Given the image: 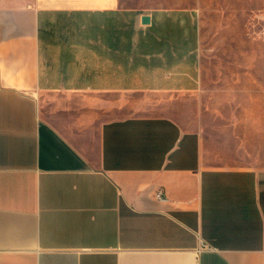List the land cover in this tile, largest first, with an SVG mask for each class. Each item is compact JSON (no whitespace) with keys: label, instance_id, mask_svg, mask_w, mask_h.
<instances>
[{"label":"crops","instance_id":"obj_1","mask_svg":"<svg viewBox=\"0 0 264 264\" xmlns=\"http://www.w3.org/2000/svg\"><path fill=\"white\" fill-rule=\"evenodd\" d=\"M199 36L189 7L0 0V264H264V164L190 124Z\"/></svg>","mask_w":264,"mask_h":264},{"label":"rangeland","instance_id":"obj_2","mask_svg":"<svg viewBox=\"0 0 264 264\" xmlns=\"http://www.w3.org/2000/svg\"><path fill=\"white\" fill-rule=\"evenodd\" d=\"M142 9L198 13L200 88L190 124L230 152L231 163L264 164V0H126Z\"/></svg>","mask_w":264,"mask_h":264},{"label":"water","instance_id":"obj_3","mask_svg":"<svg viewBox=\"0 0 264 264\" xmlns=\"http://www.w3.org/2000/svg\"><path fill=\"white\" fill-rule=\"evenodd\" d=\"M141 20L143 23H146L149 21V16L148 15H142Z\"/></svg>","mask_w":264,"mask_h":264},{"label":"built area","instance_id":"obj_4","mask_svg":"<svg viewBox=\"0 0 264 264\" xmlns=\"http://www.w3.org/2000/svg\"><path fill=\"white\" fill-rule=\"evenodd\" d=\"M158 196H160V192H158Z\"/></svg>","mask_w":264,"mask_h":264}]
</instances>
